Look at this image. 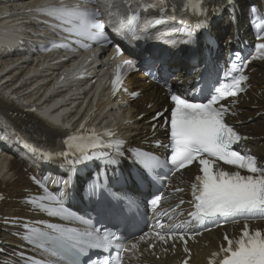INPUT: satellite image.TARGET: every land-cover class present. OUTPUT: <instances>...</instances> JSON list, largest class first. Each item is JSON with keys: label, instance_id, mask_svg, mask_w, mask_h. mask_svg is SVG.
Instances as JSON below:
<instances>
[{"label": "snow or ice", "instance_id": "snow-or-ice-1", "mask_svg": "<svg viewBox=\"0 0 264 264\" xmlns=\"http://www.w3.org/2000/svg\"><path fill=\"white\" fill-rule=\"evenodd\" d=\"M230 4L231 0H226ZM161 11L164 14L163 0H161ZM192 8L194 12L204 15V19L197 22L194 30H189V39L185 40V45L189 48H195L197 33L205 31L207 28V14L204 8L197 9L193 4L186 6ZM175 9H173V12ZM47 14L61 21L62 24L69 25L66 31L77 37L86 38L94 41H106L103 24L99 21V13L78 7L56 8L51 6L47 9ZM174 18V17H173ZM258 40H264V34L257 35ZM230 42V41H229ZM135 45L132 46L134 48ZM47 49H45L46 51ZM118 54L128 55L116 69L115 78L112 80L113 94L117 92L119 86L124 80V72L132 70L140 72V58L129 55L126 50L116 45ZM234 59L239 64L241 72L251 61H264V44L258 46L255 54L245 59L240 53H234ZM149 77L153 72L146 73ZM248 77L244 74L232 75L225 73V79L218 86H215L211 94L206 99L196 102L187 99L186 95L172 91L173 86L163 82L169 89L170 95L167 97L169 107L158 111L152 117L153 131L157 127H163L168 133L169 142L157 146H162L169 150V158L166 163L170 172H180L185 169L191 170L194 164L199 165V174L195 176L191 186L192 199L189 201L193 210L188 213L191 221L195 222L196 227L205 225L209 221H235L237 218H243L245 221L253 219H264V166L258 159L251 155L238 151L234 146L238 145L247 137L242 136L238 131L226 122V116L231 109L228 105L222 103L227 97L236 98L241 92L245 91V81ZM199 82V81H198ZM197 82V83H198ZM197 85L190 88V93H197ZM203 94V89L199 91ZM135 96L136 93H133ZM232 105L237 103L236 99L231 101ZM234 114V113H233ZM163 119V125L159 122ZM90 130L81 128V132L65 137L62 141L64 150L56 153L46 152L30 144L33 153H39L48 161L53 155L68 160L70 163L78 165L97 158H103L113 162V158H119L125 154L123 151V141L108 139L110 133L88 134ZM83 133V134H81ZM133 160L141 164L146 169H153L159 166V161L155 159L152 153L141 149H134ZM222 165L235 168V171L224 170ZM244 170L247 174H241ZM32 180L44 190L45 196L40 199H47L53 202L55 206H45L40 204L41 211L49 216L60 217L65 221L78 220L82 224L89 225L84 231L77 228L47 224V230L34 229L31 240L34 245L39 247L48 246L53 256H57L54 246L67 247L71 251H78L86 254L88 249H104L111 247L116 238V234L109 228H103L97 225L91 227V220L85 219L65 207L62 199L49 192L48 188L42 184L35 176ZM72 175L68 180L61 178V182L71 186ZM90 195L99 194L101 191H108L107 180L104 175L99 178L94 177V183L87 189ZM181 191V189H177ZM110 195L113 199L119 196L115 192ZM61 196L65 197L62 192ZM161 197L154 196L149 202L153 209L160 203ZM184 203L183 200L180 201ZM174 211V210H173ZM166 213L157 212L158 222L153 230L155 238L164 244L169 240L180 239L185 241L186 236L196 235V233H187L181 231L176 233V229H186L188 222L176 224L165 228L160 222V217ZM42 223V222H40ZM152 235V234H150ZM143 239V237H141ZM227 246L221 247L218 253L212 254L209 264H264V232L256 230L250 232L248 224L244 225L239 239L233 240L225 235ZM149 246L152 247V241L149 240ZM137 244L133 243L125 251H134ZM185 252H188L185 246ZM119 255L117 264H119ZM67 264V262H66ZM90 264H99L98 261H90ZM104 264H112L108 257L104 258ZM184 264H188L185 260Z\"/></svg>", "mask_w": 264, "mask_h": 264}, {"label": "bare ground", "instance_id": "bare-ground-1", "mask_svg": "<svg viewBox=\"0 0 264 264\" xmlns=\"http://www.w3.org/2000/svg\"><path fill=\"white\" fill-rule=\"evenodd\" d=\"M233 31L234 28L230 26L227 28L226 32L230 34ZM212 32L216 37H221L224 34V20L216 23L212 28ZM1 38H3V35ZM136 47H138V44H136ZM220 57L219 54H215L214 56L217 60H219ZM9 64L11 63L5 60L0 63V68L4 69V67ZM256 65L257 76L253 78V91L249 94V101H244L241 104V108H244V112L241 114L239 120L243 121V126L241 128L242 131L252 137L251 142L248 144L252 145V149L264 161V116H259L253 119V116L259 111V109H252L256 105L264 107V62ZM173 67L180 68L181 70V66L177 64H174ZM179 76L183 75L180 73ZM6 77L9 79L14 78L16 77V72L7 73ZM140 78H142V76H140ZM36 79L38 80L40 78ZM131 84L138 89L143 90L144 95L139 100L129 103V107L127 108L112 110V106L116 103L117 97L107 98L106 100L102 99L100 102H97L94 107L91 104L92 101L90 99L85 102L83 99H73L70 104L72 108H74V111L69 110L68 105L70 104H66L65 102L64 105L60 106L61 110L66 111L62 115L58 112L50 111L46 99L43 98L44 90L37 91L31 96H36L38 109L41 110L43 116L47 118L48 122L38 114L26 112L25 109L28 107H23L21 100L17 99L19 93L13 91L12 93L7 94L11 85H6L0 90V112L6 117L10 116L13 122L19 125L24 132H29L30 134L33 133L39 137L44 136L45 140L49 142H54L56 138L63 137L65 132L63 131V126L66 124H68L70 128H76L78 120L81 117L88 119L86 120V124L94 121L95 118L89 115V112H91L93 115L97 116L95 119L96 121L103 120L106 123V129H109L115 135H124L129 145H137L141 138L149 135L148 129L150 127L146 124L145 116L149 112L155 110L158 107V104L164 101V98L160 95L161 91L158 88L152 85L147 86L136 77L132 78ZM259 91H262L260 95L257 93ZM15 94L16 97L14 96ZM29 99L30 97L22 98V100ZM119 99V101H123L125 97L120 96ZM147 105H150L148 109L146 108ZM82 109L87 112L82 111ZM140 114H143L144 117L138 119L137 116ZM248 117L252 119L249 122H246ZM154 133L158 135L157 131H154ZM15 163L3 164L2 161H0V193L6 197L5 201L2 202L1 214L3 216L22 217L25 216V214L23 213L24 211L20 204V199L25 197L23 193L24 189L29 188L30 184L26 175L22 171V168ZM37 169H40V167ZM186 174H194L193 168L187 170ZM78 189L79 186L77 185L76 190ZM0 236L7 239L4 240L5 252L11 253L12 250L15 249V246H17V243L11 241L5 233L0 232ZM219 238V231L206 234L204 241L209 242V249L202 248L198 251L200 253L199 257L202 255H208L211 248L214 247L215 241ZM197 260L198 258H193V262H197ZM152 261L156 264H165L166 262Z\"/></svg>", "mask_w": 264, "mask_h": 264}, {"label": "water", "instance_id": "water-1", "mask_svg": "<svg viewBox=\"0 0 264 264\" xmlns=\"http://www.w3.org/2000/svg\"><path fill=\"white\" fill-rule=\"evenodd\" d=\"M91 116L94 117L95 119L97 118V116H95V115H91ZM95 119H94V121H91L89 124H86V127L87 128H96V129L106 127L105 124H103L99 121H96ZM84 122H86V120Z\"/></svg>", "mask_w": 264, "mask_h": 264}]
</instances>
